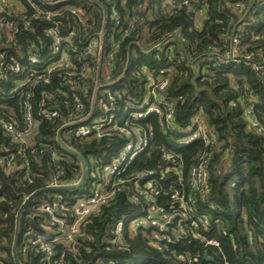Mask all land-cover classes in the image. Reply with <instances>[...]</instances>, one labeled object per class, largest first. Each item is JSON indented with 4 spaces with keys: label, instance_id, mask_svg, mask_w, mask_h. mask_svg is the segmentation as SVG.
Listing matches in <instances>:
<instances>
[{
    "label": "trees",
    "instance_id": "1",
    "mask_svg": "<svg viewBox=\"0 0 264 264\" xmlns=\"http://www.w3.org/2000/svg\"><path fill=\"white\" fill-rule=\"evenodd\" d=\"M96 1L107 12L101 83L117 81L127 67L124 76L105 89L114 95L106 107L114 119L128 115L132 127L145 131L149 148L121 173L124 182L132 181L118 186L116 198L81 225L77 251L59 244L55 259L65 264H264V0ZM30 2L43 10L63 9L65 28L74 25L68 9H80L89 28L78 31L79 44L101 32L104 13L96 4L73 1L47 6L39 0H11L13 12H0V19L16 22L19 31L12 43L0 32L2 69L30 49L36 50L42 38L24 26V18H31L34 10L17 8ZM47 25L43 20L32 21L36 29ZM233 49L235 57L229 59ZM93 68L96 73L97 57ZM0 72V119L25 129V102L35 119L34 137L27 147L7 134L0 123V252L2 260L13 264L16 215L25 199L48 188L56 177L59 186L77 183L81 167L57 142L75 105L63 73L61 77L53 73L48 83L29 87L28 99H10L7 94L20 77ZM152 81L168 82L161 105L173 108L170 122L155 114L144 120L132 118L135 107L126 112L129 105L145 101ZM81 85L86 117L95 78ZM42 103L46 105L42 107ZM44 108L60 114L44 118ZM248 110L262 133L253 128ZM103 115L96 105L93 117ZM194 124L195 129L203 125L215 136L214 147L203 139L187 143L188 130ZM121 125L130 127L123 121ZM75 128H66L61 137L85 160V183L78 190L44 191L28 203L18 245L23 264H45L41 255L25 250L24 245L28 233L47 232L50 218L41 206L60 198L67 204L66 219L71 221L77 201L91 195L102 168L128 142L119 135L78 138ZM205 159L207 188L195 191L190 171ZM145 174L155 180L153 187H136V177ZM189 200L191 213L186 215ZM152 205L172 216L165 231L145 223L133 226V216ZM119 223L123 224L122 238L114 243ZM211 240L219 247L207 245ZM206 253L212 261L205 259Z\"/></svg>",
    "mask_w": 264,
    "mask_h": 264
},
{
    "label": "built area",
    "instance_id": "2",
    "mask_svg": "<svg viewBox=\"0 0 264 264\" xmlns=\"http://www.w3.org/2000/svg\"><path fill=\"white\" fill-rule=\"evenodd\" d=\"M54 2L53 0H46ZM13 4L11 0H0V12L12 11ZM23 7V6H21ZM34 10V14L29 19L24 18V26L26 30L33 33H38L42 38H39V44H36V50L30 49L22 54L19 61H15L10 67L5 69L0 68L2 72L9 74H16L20 79L16 82L12 91L7 94L12 98L23 97L28 99L27 89L31 86L43 82L48 83L53 73L61 72L64 77V84L69 86L72 92V96L75 101L73 117L69 119V123L80 122L85 118L83 100L85 98L83 86L80 83L86 81H92L95 78L93 64L95 57L98 55L99 38H93L86 43L81 42L79 44L80 37L78 31L80 28L87 29L89 25L84 17V13L80 9L69 8V14L74 20V25H68L65 28L61 18L63 17V9L58 10H43L32 2L28 6L23 7L22 10L27 8ZM43 20L49 25L44 28L32 27V21ZM66 30V31H64ZM19 31L17 23L14 21H7L0 19V32L4 33L7 41L12 43L14 41L15 34ZM114 42V39H112ZM236 50L233 49L229 52V59L234 58ZM112 54L109 56L111 57ZM3 56L0 55V59ZM3 66V63H0ZM105 67H107L105 65ZM106 70V68H105ZM105 72V71H104ZM1 73V72H0ZM102 75V74H101ZM152 87L149 90L148 96L142 104L138 106L129 105L126 112L130 109L136 108V112L130 116L135 119H143L150 114L164 116L167 122H170L173 118V108L170 105H161V94L164 92L168 85L167 81L162 83L151 82ZM70 94V93H69ZM1 95V94H0ZM5 95V94H3ZM97 105L100 110L104 112L103 116L92 117L85 123L75 125V136L82 139H94L103 138L105 136L119 135L128 139V142L122 148L119 155L111 161L110 164L104 166L100 172L98 184L94 185L92 193L87 198H81L77 201L70 217L71 221L66 219L67 217V204L63 203L60 198L53 201L51 204L47 203L41 206V210L47 213L50 221L49 226L45 227V233L30 232L26 236L24 245L25 250H32L37 255H41L45 264H65L62 259H55L56 246L59 244H66L71 247L72 252L77 251V238L81 237L80 227L92 214L97 212L102 206L108 204L116 198L118 186L124 182L120 175L128 168L132 162L142 153L146 152L149 148V140L145 131H140L137 126L130 125L132 121L126 120L128 115L122 116L121 119H114L112 115H109L110 108L106 107V103L113 100L114 95L107 90H101L98 96ZM51 98V96H48ZM4 100V99H3ZM42 103L41 106H45ZM125 112V113H126ZM25 129H18L14 125L4 122L0 119V123L3 125L5 132L18 141L21 146H29L31 139L34 137L33 131L35 129L32 116L31 107L28 102H25ZM59 111L49 110L44 108L41 115L44 118L51 119L59 116ZM247 116L253 128L262 133L261 127H259L254 115L250 110L247 111ZM124 122L128 126L121 125ZM196 124L189 128L190 135L187 137V143L193 142L198 139L205 140L211 147H214L215 136L206 131L203 125ZM136 135L133 136V135ZM206 159L199 167H194L190 171V176L193 181V187L195 191H203L207 188V171L205 169ZM141 179V180H140ZM130 180L127 182L129 183ZM155 180L150 179V176L145 174L137 176L134 182L135 186L140 188L144 186L146 188H152ZM59 186L58 178H53L49 183V187ZM192 201L189 200L185 203L184 213L188 215L191 213ZM172 216L165 213L163 209L156 205L149 206L148 210H143L136 213L133 216V226L145 223L150 227H155L162 231L166 230L168 223L171 221ZM193 225L196 223L193 221ZM123 224L119 223L116 229V239L114 243H119L122 238ZM207 245L219 247L216 241H208ZM3 255L0 252V264H7L2 260Z\"/></svg>",
    "mask_w": 264,
    "mask_h": 264
},
{
    "label": "water",
    "instance_id": "3",
    "mask_svg": "<svg viewBox=\"0 0 264 264\" xmlns=\"http://www.w3.org/2000/svg\"><path fill=\"white\" fill-rule=\"evenodd\" d=\"M42 4L47 5V6H57V5H61V4H66V3H70L73 1H87L93 4H96L98 6H100L103 9V13H104V20H103V25H102V29L101 32L98 34V38H99V48H98V55H97V68H96V81H95V87H94V91H93V95H92V99H91V106H90V111L88 113V115L82 119L80 122H73V123H69L65 126H63L57 135V142L59 143V145L63 148V150L65 152H67L70 155L75 156L79 163H80V167H81V177L79 179V181L75 184H69V185H60V186H54V187H48L45 188L43 190L37 191L35 193H33L31 196L27 197L24 201V203L22 204V206L20 207L17 215H16V221H15V234H14V241L11 247V257H12V261L13 264H23V262L19 259L18 256V245H19V241H20V229H21V221H22V217H23V213L28 205V203L39 193H42L44 191H69V190H78L80 189L84 183H85V179L87 177V166H86V162L85 160L82 158V156L77 153L74 149L70 148L63 140L61 137V134L63 132V130H65L66 128L69 127H73L77 124L80 123H85L87 121H89L92 117L93 114L95 112V108L97 105V101H98V96L101 90H104L108 87H110L111 85L115 84L116 82H118L125 74L126 72V68L124 70V72L122 73V75L118 78L117 81L113 82V83H109V84H102L101 83V74H102V64H103V51H104V42H105V30H106V26H107V12L105 7L99 3L96 0H60L57 1L55 3H47L43 0H39ZM205 259L206 260H210L212 261V258H209L207 253L205 254Z\"/></svg>",
    "mask_w": 264,
    "mask_h": 264
},
{
    "label": "crops",
    "instance_id": "4",
    "mask_svg": "<svg viewBox=\"0 0 264 264\" xmlns=\"http://www.w3.org/2000/svg\"><path fill=\"white\" fill-rule=\"evenodd\" d=\"M17 8H19L20 10H22V9H23V7H21L20 5H19V6L17 5Z\"/></svg>",
    "mask_w": 264,
    "mask_h": 264
}]
</instances>
